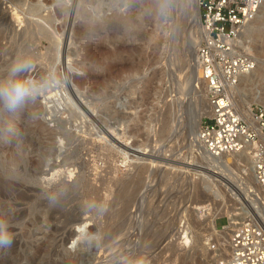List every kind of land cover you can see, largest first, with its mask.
<instances>
[{
    "label": "rangeland",
    "instance_id": "rangeland-1",
    "mask_svg": "<svg viewBox=\"0 0 264 264\" xmlns=\"http://www.w3.org/2000/svg\"><path fill=\"white\" fill-rule=\"evenodd\" d=\"M67 1L42 0L38 14L19 8L12 19L15 1L0 0V81L13 64L28 60L32 69L19 78L50 82L41 93L57 89L65 103L57 110L37 95L15 111L0 108V179L21 185L9 196L33 221L23 227V220H0L14 240L0 248V264H100L106 258L185 264L183 254L192 264H215L228 251L223 226L229 216L251 207L264 220V206L243 179L244 157L230 156L229 165L213 168L195 140L197 123L200 128L209 115H202L208 103L203 85L190 87L189 49L199 27L189 29L188 0H178L179 28L168 20L162 46L157 0H124L121 7L112 1L103 13L90 0ZM66 8L73 11L55 17ZM167 11L171 16V4ZM241 39L257 67L239 85L235 102L252 114L264 110V10ZM79 77L86 78L81 86ZM42 137L46 144L35 147ZM5 202L1 190L3 217L10 215ZM200 205L202 213L194 212ZM57 208L58 219L48 224L44 212ZM212 214H218L216 231L205 221ZM184 226L193 237L190 247L178 236ZM75 239L79 243L70 246Z\"/></svg>",
    "mask_w": 264,
    "mask_h": 264
},
{
    "label": "built area",
    "instance_id": "built-area-1",
    "mask_svg": "<svg viewBox=\"0 0 264 264\" xmlns=\"http://www.w3.org/2000/svg\"><path fill=\"white\" fill-rule=\"evenodd\" d=\"M263 7L264 0H199L203 31L197 64L211 107L199 142L213 157L245 153L259 188L256 199L264 206V110L247 117L235 102L241 76L257 67L239 39ZM235 217L223 226L230 231L228 251L215 264H264V220L246 207Z\"/></svg>",
    "mask_w": 264,
    "mask_h": 264
},
{
    "label": "bare ground",
    "instance_id": "bare-ground-1",
    "mask_svg": "<svg viewBox=\"0 0 264 264\" xmlns=\"http://www.w3.org/2000/svg\"><path fill=\"white\" fill-rule=\"evenodd\" d=\"M15 2H14V5H15V7L13 8L12 7V19H14V18H17V17H19L20 16V9H25V11H28L29 13H33V14H38L39 13V11H40V9H41V7L44 5L43 4V2H42V0H29V3H25L23 0H14ZM58 2V0H44V2H45V4H51L52 2ZM67 1V0H66ZM112 1H115V3H117L116 5H117V7H121V5H122V3H124V0H90V3L92 2V3H95L96 4V7L95 8H97V11L99 12V13H103V12H105L104 11V9H106L107 11H110V10H112V8L114 7L113 5H111V2ZM70 2H71V0H68L66 3H67V5L68 4H70ZM75 2V1H74ZM65 3V2H64ZM65 3V4H66ZM188 5H189V9H188V14H187V16H185L186 17V21H187V24L189 25V29L191 30V28H193V27H199V33H197V34H199V35H197V36H192V39H191V45H190V49H189V58H190V61L192 62V67H191V69H192V76H191V80H190V87L193 85V83L194 82H198V83H201L202 85H203V87H204V84L202 83V80H201V71H200V68H199V66H198V64H197V52H198V49H199V46H200V43H201V40H202V37H201V40H200V35L202 34V25H201V14H200V8H199V0H188ZM53 4V3H52ZM116 5H115V7H116ZM94 7V6H93ZM175 7H176V5L175 4H172L171 5V8H172V17H171V19H170V21H172V23H174L173 24V28H174V30H176V29H178L179 28V26H178V22L176 21V14L174 13V9H175ZM20 8V9H19ZM72 10V8L70 9V8H66V10L65 11H62L61 9H57L56 11H55V17L56 18H61L64 14L66 15H68L69 14V12ZM262 10H264V7L261 9V11ZM73 11V10H72ZM261 11L259 12V14L258 15H260L261 14ZM27 12V13H28ZM97 13V12H96ZM73 15V14H72ZM258 15H257V17L256 18H258ZM71 16V15H70ZM69 16V17H70ZM72 17V16H71ZM255 18V19H256ZM70 19V18H69ZM72 19V18H71ZM254 19V20H255ZM75 19H73L72 20V22H71V20H70V22H69V25H68V30L73 26V24L75 23V21H74ZM253 20V21H254ZM176 21V22H175ZM252 21V22H253ZM176 24V25H175ZM249 25V24H248ZM247 25V26H248ZM66 26V25H65ZM78 28H77V30H83V29H81V27L79 28V26H77ZM86 28V27H85ZM246 29V28H245ZM80 31H77V33L79 34V38L78 39H84V37L86 36V34L84 35V33L83 32H80ZM193 33V32H192ZM192 33H190V34H192ZM189 34V35H190ZM54 35V34H53ZM242 36V35H241ZM241 38V37H240ZM239 42H240V46L242 47V49H244V50H246V51H248V48H247V45H246V42H244V41H242V39L240 40L239 39ZM83 51H84V49H82ZM172 70V69H171ZM187 71V70H186ZM254 72V71H253ZM66 73H68V72H66ZM249 74H251V73H249ZM249 74H243L242 76H241V78H240V82H239V84L237 85V87H236V91L239 89V85L241 84V82L242 81H244L245 79H246V77L249 75ZM66 76V75H65ZM68 77H70V75L68 74L67 75ZM35 77V76H34ZM67 78V77H66ZM85 80H86V78L85 79H83V78H77V86H81V85H83L84 83H85ZM179 82V81H178ZM185 84V83H184ZM180 87V86H179ZM56 89V88H55ZM178 89V88H177ZM204 89H205V87H204ZM54 90V89H53ZM53 92V91H52ZM181 93V92H180ZM205 94H206V99H207V106H206V108H205V110H204V113H202V115H204V114H206V115H211V107H210V104H209V101H208V98H207V93H206V90H205ZM38 97L39 98H41L42 99V101H43V103L47 106V107H52L53 108V106L54 107H57V108H55V109H57L58 110V107H60L61 108V106L63 107V105H65V103H64V96L62 95V92L61 91H59V90H55V92H53V93H45V92H43V93H40L39 95H38ZM187 100V99H186ZM235 100H236V96H235ZM182 101V100H181ZM181 101H180V103H181ZM184 101V102H183ZM182 101V103H184L185 104V100H183ZM187 102V101H186ZM188 103V102H187ZM28 105V104H27ZM184 107V106H183ZM182 107V109H184ZM64 108H65V106H64ZM63 108V109H64ZM34 109V107H30L29 108V110H33ZM62 109V108H61ZM54 110V109H53ZM61 111V110H60ZM182 112V111H181ZM177 115V114H176ZM182 115V114H181ZM247 116H249V117H251L252 116V114H250V113H247L246 114ZM208 116V117H209ZM173 117V116H172ZM178 117H179V115H178ZM177 117V118H178ZM180 117H182V116H180ZM179 117V118H180ZM176 118V119H177ZM178 118V119H179ZM183 118V117H182ZM174 119V118H173ZM180 120V119H179ZM176 121V120H175ZM183 121V120H182ZM141 122H142V120L141 119H139V120H137V123L135 124V125H137L138 127H137V131H140L141 129H142V124H141ZM175 124V123H174ZM181 124V123H180ZM178 125L179 124H177V130L179 129V127H178ZM182 125V124H181ZM86 126V125H85ZM197 129H196V127H195V132H194V135H195V140H197V138H199V130H200V128H199V126H200V121L197 123ZM202 126V125H201ZM87 127V126H86ZM145 127H149L148 126V124H146V126ZM175 127V126H174ZM41 128V131H44V127H40ZM181 128V127H180ZM175 130H176V128H175ZM176 132V131H175ZM110 135V134H109ZM174 140V139H173ZM198 141H199V139H198ZM117 142V141H116ZM34 144H35V147L38 145V146H40V147H42L43 146V144H46V140L44 139V137H42V139L40 140V141H36V142H34ZM199 144H200V142H199ZM37 146V147H38ZM200 146H201V148H202V150H204V154H205V158H206V160H208L207 162L209 163V165L211 166V167H213V168H224V166H225V164H227V165H229V163H230V156H238V157H244V159H245V163H246V169H245V173H246V176L243 178L244 180H246V184H247V186L251 189L252 187L254 188L253 190L254 191H256L255 193H258L259 194V188L257 187V182H256V180H255V176H254V174H253V168L251 167V164H250V160H249V158L245 155V153H238V154H223V155H220L219 157H213V156H211L210 154H208L207 152H206V150L204 149V147L202 146V144H200ZM179 149V148H178ZM138 154H144V155H146V153L148 152V151H136ZM135 152V153H136ZM149 153V152H148ZM203 153V152H202ZM184 158V157H183ZM244 163V162H243ZM190 166V165H189ZM220 170V169H219ZM141 171V170H140ZM163 172V171H162ZM69 174V173H68ZM71 174V173H70ZM135 179V178H134ZM153 181V180H152ZM189 181V180H188ZM117 183V182H116ZM250 183H252V185H250ZM132 185V184H131ZM20 184L19 183H17V182H13L12 180H8V179H0V187H1V189H0V191L2 190V192H3V194H4V198L6 199V202L4 203L5 204V206L7 207V210H9V214L10 215H8V216H6V217H3V216H1V214H0V220H2V219H7L8 221H12V220H14V219H17V220H23L22 221V225H23V227H28V226H33V221L31 220V219H27L26 218V212H25V210L24 211H22V210H20V209H18L17 207H18V205L15 203V201L9 196V195H11L14 191H17L19 188H20ZM202 192V191H201ZM24 194V193H23ZM22 194L20 193V196H21ZM19 196V197H20ZM23 196V195H22ZM24 197V196H23ZM25 198V197H24ZM59 200V199H58ZM60 201V200H59ZM154 201V200H153ZM38 202V201H37ZM43 202V201H42ZM57 203H58V201H56ZM65 204V203H64ZM54 205V204H53ZM60 205V204H59ZM63 206V205H62ZM40 207V206H39ZM43 207V206H42ZM41 207V208H42ZM54 207H55V205H54ZM146 208V207H145ZM251 208V207H250ZM142 209V208H141ZM252 209V208H251ZM193 210H194V212H196L197 210H199L201 213H202V210H203V206H195L194 208H193ZM218 211V210H217ZM216 211V212H217ZM59 210H58V208L57 209H53V210H51V211H46V212H44V215H48L47 216V218H46V220L48 221V224L49 223H52V224H54L55 222H56V219H58V214H59ZM196 214H199L198 212L196 213ZM136 215V214H135ZM216 215V214H215ZM214 214H212L210 217H208L209 215H205L206 216V218H205V221H207L208 222V224H209V226L213 229V230H218V228H217V226H215V223H214V219H215V217L216 216H218V214L215 216ZM237 214H235V213H232L230 216H229V219H230V221H232V220H237V217H235ZM64 218V217H63ZM16 221V220H15ZM14 222V221H13ZM66 222V221H65ZM16 223V222H15ZM20 223V222H19ZM152 223V222H151ZM197 223V222H196ZM203 223H206V222H203ZM21 224V223H20ZM47 224V225H48ZM208 224H206V228H207V225ZM63 225V224H62ZM201 225V224H200ZM49 226V225H48ZM51 226V225H50ZM56 226V225H55ZM54 226V227H55ZM208 226V227H209ZM53 228V227H52ZM56 229H57V227H56ZM224 229V231L228 234V241H229V235H230V231H229V229H227V227H224L223 228ZM53 231H54V229H53ZM54 232H56V231H54ZM217 233V232H216ZM122 235V234H121ZM167 235V234H166ZM225 235V234H224ZM140 236V235H139ZM178 236H182V239H184V241H183V246L184 245H188L189 247H190V245L192 244V236H191V234H190V230H189V227L187 228V227H183L182 229H181V235H178ZM226 238V237H225ZM179 239V238H178ZM227 239V238H226ZM14 241V240H13ZM14 243V242H13ZM185 246V247H186ZM125 249V248H124ZM127 249V248H126ZM107 257V256H106ZM102 259V258H101ZM105 259V258H104ZM182 260H183V263H185V264H192L190 261H189V258L186 256V255H184L183 254V256H182V258H181ZM109 260V261H108ZM110 260L111 259H109V258H106L102 263H104V264H112L111 262H110ZM101 261V260H100ZM99 261V262H100ZM118 261V260H117ZM102 263H100V264H102ZM97 264V263H96Z\"/></svg>",
    "mask_w": 264,
    "mask_h": 264
},
{
    "label": "clouds",
    "instance_id": "clouds-1",
    "mask_svg": "<svg viewBox=\"0 0 264 264\" xmlns=\"http://www.w3.org/2000/svg\"><path fill=\"white\" fill-rule=\"evenodd\" d=\"M31 69L32 64L28 60L12 65L8 78L0 81V108L7 111H15L28 101L34 99L43 90L52 86L50 82L37 84L30 79L19 78L20 73L28 72ZM12 242V235L8 231L7 225L0 221V248L10 247Z\"/></svg>",
    "mask_w": 264,
    "mask_h": 264
},
{
    "label": "water",
    "instance_id": "water-1",
    "mask_svg": "<svg viewBox=\"0 0 264 264\" xmlns=\"http://www.w3.org/2000/svg\"><path fill=\"white\" fill-rule=\"evenodd\" d=\"M178 0H157L158 5V14L155 20V29L160 35V45H164L168 39V31H167V22L171 19L172 15L170 16L167 11L168 4H175L177 5ZM162 10L164 14L162 15ZM79 239H75L74 242L70 246H74L75 244L79 243Z\"/></svg>",
    "mask_w": 264,
    "mask_h": 264
}]
</instances>
